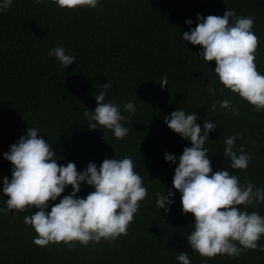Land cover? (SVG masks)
Listing matches in <instances>:
<instances>
[{"label":"trees","instance_id":"1","mask_svg":"<svg viewBox=\"0 0 264 264\" xmlns=\"http://www.w3.org/2000/svg\"><path fill=\"white\" fill-rule=\"evenodd\" d=\"M226 8L236 16L254 17L252 31L259 41L254 63L264 74V0H100L96 8L76 9L50 0H14L0 13V207L6 208L3 177L10 178L12 168L4 153L28 127L38 128L52 144L59 164L74 162L80 171L89 162L99 166L105 158L132 157L148 193L126 234L87 246L72 241L76 246L71 249L64 242L33 243L38 233L24 217L38 209L0 213V264H180L177 256L183 251L192 264H264L259 249L237 257H206L192 250L187 235L194 230V214L183 212L181 194L173 185L178 158L191 146L165 123L179 108L197 112L201 126L205 119L216 122L205 145L213 171L228 168L241 182L264 187V110L256 111L223 85L214 72L216 62L204 60L199 56L202 46L182 38L198 23L197 13L222 16ZM58 45L77 57L75 63L66 68L49 55ZM104 83L111 85L106 102L120 105L128 117L122 124L129 132L122 139L107 128L87 126L84 112L95 109V95ZM208 85L216 88L215 94ZM224 99L232 101L239 115L219 104L211 108ZM128 101L135 103V114L124 110ZM231 135H237V147L243 144L251 153L247 169L230 168V158L222 154ZM166 152L177 156V164L166 161ZM169 188L176 195L166 213L156 205V194ZM94 190L84 182L77 195L86 197ZM71 191L68 186L60 198ZM58 202H50L49 210ZM238 207L264 216V203ZM257 243L264 246V234Z\"/></svg>","mask_w":264,"mask_h":264},{"label":"clouds","instance_id":"2","mask_svg":"<svg viewBox=\"0 0 264 264\" xmlns=\"http://www.w3.org/2000/svg\"><path fill=\"white\" fill-rule=\"evenodd\" d=\"M13 2L0 0V13L6 12ZM50 2L67 9L96 8L100 4V0ZM33 3L40 4L42 0H33ZM197 18L196 26L183 32V40L202 46L199 56L208 62H216L214 72L223 85L249 101L256 111L264 110V74L254 63L259 43L252 31L254 17L236 16L234 9L226 8L222 16L210 14L205 17L197 13ZM231 18L234 19L230 23ZM186 24L191 26L193 21L188 19ZM49 55L66 68L77 60L59 45L51 48ZM110 86L109 83L103 84V90L95 95L97 106L85 111L84 116L90 129L107 128L116 138L122 139L129 132L122 124L128 117L122 114L120 105L106 102ZM208 91L215 94L216 88L208 85ZM217 104L221 110L239 115L232 101L220 100L211 108L215 110ZM123 108L132 114L136 112L132 101L125 103ZM197 121V112L188 114L179 108L165 117L171 130L191 142V146H186L179 156L173 177L174 188L181 194L183 212L194 214V230L187 235L190 248L206 257L216 254L237 257L245 250L264 251V246L257 243L264 234V216L238 207L264 203V187H258L250 180L241 182L237 175L230 174L228 168L213 171L205 145L210 132L218 126L210 119H205L203 126ZM39 133L38 128L28 127L27 134L4 153L12 168L11 177H3L2 193L8 198L6 208L0 207V213L38 209L24 217L25 223L38 233L33 239L38 246L64 242L71 249L76 246L69 243L72 241L87 246L90 241L115 240L120 234H126L134 214L140 209V202L148 194L132 157L105 158L99 166L89 162L80 171L74 162L59 164L52 144ZM237 135L225 139L222 154L225 159L230 158V168L247 169L252 156L244 151L243 144L237 147ZM165 159L177 164V156L172 153L166 152ZM84 182L95 190L86 197L78 196ZM68 186L72 187L71 193L60 198ZM175 195L171 188L166 194L158 192L156 205L166 213L170 212ZM58 198L59 202L51 204L49 210L50 202ZM177 260L180 264H192L188 251L180 252Z\"/></svg>","mask_w":264,"mask_h":264}]
</instances>
